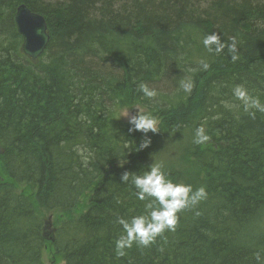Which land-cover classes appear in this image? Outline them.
<instances>
[{
    "label": "trees",
    "instance_id": "1",
    "mask_svg": "<svg viewBox=\"0 0 264 264\" xmlns=\"http://www.w3.org/2000/svg\"><path fill=\"white\" fill-rule=\"evenodd\" d=\"M20 4L46 23L35 62ZM212 33L235 38L236 62L207 51ZM238 85L264 104V0H0V264H264V113L245 112ZM135 106L160 131L140 151L143 134L121 118ZM201 126L210 140L197 145ZM151 164L207 198L117 257L118 218L147 215L121 177Z\"/></svg>",
    "mask_w": 264,
    "mask_h": 264
},
{
    "label": "clouds",
    "instance_id": "2",
    "mask_svg": "<svg viewBox=\"0 0 264 264\" xmlns=\"http://www.w3.org/2000/svg\"><path fill=\"white\" fill-rule=\"evenodd\" d=\"M203 45L209 53L213 51L219 55L225 48L231 54L232 62H236L240 57L237 54V46L235 38H231V42L225 44L221 42L218 34L212 33L203 39ZM202 70H207L209 65L200 61ZM191 80L182 79L180 82L181 89L190 94L193 89ZM137 90L148 99H154L157 92L150 89L146 84L138 85ZM236 100L240 101L245 112H248L253 118L255 111L264 113V104L256 97L248 94L243 86H236L233 90ZM136 115H130L129 110L122 113L121 118L128 120L129 134L139 132L143 134V139L137 148V151L147 149L151 145V139L148 133H159L158 121L143 112L136 109ZM210 140V136L206 134L203 126L196 129L194 143L197 145L206 144ZM161 164H151L148 171L141 174H132L124 172L121 181L127 184L131 181L136 189V198L145 202V212L147 215L134 216L130 221L118 218L117 223L122 227L123 235L115 242V250L117 257L126 255L125 249H131L135 244L140 248H148L163 237L166 232H175L179 223V213L186 210L190 211L195 208L201 201L207 198L204 187L193 190L191 185L183 183H173L168 179L162 171ZM199 215V213H196Z\"/></svg>",
    "mask_w": 264,
    "mask_h": 264
},
{
    "label": "water",
    "instance_id": "3",
    "mask_svg": "<svg viewBox=\"0 0 264 264\" xmlns=\"http://www.w3.org/2000/svg\"><path fill=\"white\" fill-rule=\"evenodd\" d=\"M14 23L18 35L22 38L21 50L32 61L43 54L47 43L48 34L44 18L32 12L24 4H20L14 15ZM136 110L131 115H136Z\"/></svg>",
    "mask_w": 264,
    "mask_h": 264
},
{
    "label": "rangeland",
    "instance_id": "4",
    "mask_svg": "<svg viewBox=\"0 0 264 264\" xmlns=\"http://www.w3.org/2000/svg\"><path fill=\"white\" fill-rule=\"evenodd\" d=\"M138 109L139 111L141 112H144L141 108L135 106V107H132V108H129L127 110L130 111V115L132 114V111L133 110H136ZM137 111V110H136ZM125 119V118H124ZM127 120V119H125ZM128 121V120H127ZM57 212H53V213H44L43 216H42V220H43V223H44V226H45V233L47 235L51 234L52 232V229H54L56 226H55V221L57 219ZM49 256L50 254H48L47 252L44 253L43 255V259L45 262H48L49 260ZM62 264V263H61Z\"/></svg>",
    "mask_w": 264,
    "mask_h": 264
}]
</instances>
